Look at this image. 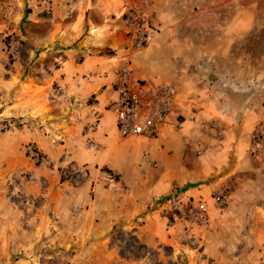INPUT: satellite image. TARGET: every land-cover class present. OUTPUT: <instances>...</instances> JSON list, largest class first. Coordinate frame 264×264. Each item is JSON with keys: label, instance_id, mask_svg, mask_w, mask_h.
<instances>
[{"label": "rangeland", "instance_id": "obj_1", "mask_svg": "<svg viewBox=\"0 0 264 264\" xmlns=\"http://www.w3.org/2000/svg\"><path fill=\"white\" fill-rule=\"evenodd\" d=\"M36 1L25 10H53L55 0ZM129 2L154 31L131 52L168 32L200 82L137 143L99 116L77 126L68 109L29 114L16 84L29 66L42 78L58 64L21 31H0V264H264V0H154L157 22L147 0ZM9 4L0 0L1 22ZM172 195L181 208L207 203L208 221L171 216Z\"/></svg>", "mask_w": 264, "mask_h": 264}, {"label": "crops", "instance_id": "obj_2", "mask_svg": "<svg viewBox=\"0 0 264 264\" xmlns=\"http://www.w3.org/2000/svg\"><path fill=\"white\" fill-rule=\"evenodd\" d=\"M129 1L74 0L68 4L55 0L53 10L45 14L35 8L25 10V0H10L7 13L12 21H0V31H21L29 45L41 51L40 60L54 56L58 64L51 70L41 68L42 78L33 75V66H29L22 84L15 83L18 93L28 99L29 114L34 111L40 119H58L62 110L68 109L69 114L61 116L66 114L73 125L91 123L99 116L100 128L117 133L114 111L107 105L116 97L115 83L126 61L133 78L170 84L175 89V99L180 101L185 99L191 78L200 84L192 74V58L185 56L177 39L168 32L156 34L144 49L131 52V41L120 16ZM147 2V11L157 22L159 13L154 10V0ZM164 16H168L167 7L160 12V17ZM53 80L58 83L51 86ZM88 98L92 104L87 103ZM16 104L14 101V108ZM146 138L133 136L130 140L137 143Z\"/></svg>", "mask_w": 264, "mask_h": 264}, {"label": "built area", "instance_id": "obj_3", "mask_svg": "<svg viewBox=\"0 0 264 264\" xmlns=\"http://www.w3.org/2000/svg\"><path fill=\"white\" fill-rule=\"evenodd\" d=\"M34 3L29 2L28 5ZM41 12L49 14L51 12L49 5L44 4ZM120 16L132 49L142 48L154 34V31L145 24V12L142 7L137 3L127 2ZM115 91L116 97L111 103V108L115 114V127L120 138L154 137L169 121L176 93L172 85L133 78L126 61L119 72ZM212 200L215 205L222 207L227 202V196L222 191H216L212 194ZM170 201L168 212L170 215L178 212L192 226L204 225L208 221L209 206L204 201L186 208L179 206L175 195L170 197ZM188 230L185 229V232L188 233Z\"/></svg>", "mask_w": 264, "mask_h": 264}]
</instances>
